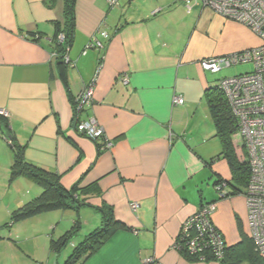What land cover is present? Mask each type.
Wrapping results in <instances>:
<instances>
[{
	"label": "crops",
	"instance_id": "1",
	"mask_svg": "<svg viewBox=\"0 0 264 264\" xmlns=\"http://www.w3.org/2000/svg\"><path fill=\"white\" fill-rule=\"evenodd\" d=\"M62 17V0H0V109L9 112L25 160L60 174L66 188L89 187L91 205L2 227L41 188L24 177L10 181L13 154L0 134V259L20 239H40L31 262L62 264L72 245L101 225L95 206L105 204L122 226L79 264H217L189 261L174 247L182 224L206 203L215 204L212 221L229 247L250 239L246 186L232 177L216 135L205 99L213 79L200 60L256 47L259 39L200 2L187 13L184 0H76L71 63L56 64L51 40ZM100 29L109 33L103 50L86 48ZM92 80L93 102L74 113L75 98ZM174 95L184 102L173 104ZM89 118L111 148L100 150L101 140L76 132L75 123ZM231 143L230 153L246 161L238 130ZM220 180L225 196L215 188ZM76 218L78 234L55 254L50 240Z\"/></svg>",
	"mask_w": 264,
	"mask_h": 264
},
{
	"label": "built area",
	"instance_id": "2",
	"mask_svg": "<svg viewBox=\"0 0 264 264\" xmlns=\"http://www.w3.org/2000/svg\"><path fill=\"white\" fill-rule=\"evenodd\" d=\"M118 0H106L110 6ZM196 2L211 9L217 15L246 26L259 38L258 46L228 55L203 58L200 66L212 74L239 62L251 61L255 68L251 72L225 77L218 81V88L224 93L231 114L238 123V133L243 140L246 161L249 167L248 182L244 197L246 204V225L248 235L253 242L254 252L264 261V0H184V7L189 13ZM63 34L58 38L63 40ZM109 39V33L98 30L86 48L103 50L104 43ZM54 55V53H52ZM64 63L71 61L66 54ZM127 82V77H124ZM94 80H92L75 98V106L79 110L88 107L93 102ZM183 97L174 95L172 103L182 104ZM0 115L9 118V112L0 109ZM74 129L78 134L91 140H101V148L109 149L113 142L108 139L104 129L94 118L77 121ZM227 182L215 185L220 196H225ZM132 210L138 208V203H130ZM214 203H206L190 215L181 226L185 247L192 252L204 249L218 258L224 254L225 242L222 233L212 221L215 210ZM204 250V251H206ZM152 259H147L146 264Z\"/></svg>",
	"mask_w": 264,
	"mask_h": 264
},
{
	"label": "trees",
	"instance_id": "3",
	"mask_svg": "<svg viewBox=\"0 0 264 264\" xmlns=\"http://www.w3.org/2000/svg\"><path fill=\"white\" fill-rule=\"evenodd\" d=\"M54 1L56 0H50L52 3ZM62 2L63 17L60 22L58 21L55 23V32L51 40L52 53H54L56 64L64 63L63 58L72 46L75 34L76 0H62ZM60 33L64 36L62 41L58 38ZM30 36L34 39L36 34L32 33ZM205 99L213 120L216 135H218L222 143L223 151L228 157L232 177L241 185L246 186L249 177L247 161L240 162L232 153H230L232 151H230L232 144L231 135L238 130V123L231 114L227 99L225 98L224 93L218 88V84L206 89ZM84 108L87 107L84 106L81 108L80 112ZM77 112H79V110L75 106L74 113L77 114ZM1 124L4 125L6 129H9L8 118H4L0 115V125ZM0 134H2L1 131ZM5 140L13 154V160L9 168L10 181H13L18 177H24L39 186L41 192L19 207L13 209L10 213L9 220L2 227L9 228L28 218L55 210L71 209L78 212L82 207L91 205L87 200V197H85L88 193L87 191L89 187L80 188L78 182L69 188L64 187L60 182V174L26 161L23 155L24 145L20 144L14 137L10 140L7 138ZM97 146L100 150H103L101 148V143ZM222 181L223 180H220L216 183L218 184ZM95 208L101 213V225L87 233L77 244L72 245L71 252L62 264H79L84 257L94 252L110 234L122 226L114 218L111 206L101 204L95 206ZM79 230L80 221L76 218L72 227L62 236L58 239L50 240L51 251L57 254L62 248L68 245L70 241H72L73 237L78 234ZM224 242L226 244L224 247V254L218 259L215 255L210 253V250L207 251L204 249L206 251L203 250L202 253L188 250L185 247V240L182 238L181 231L176 237L174 247L189 261H213L217 264H237V261L239 260L238 257L244 254V256L249 259L250 264H264V261L254 252L252 240L245 238L243 243L230 247L225 239Z\"/></svg>",
	"mask_w": 264,
	"mask_h": 264
},
{
	"label": "rangeland",
	"instance_id": "4",
	"mask_svg": "<svg viewBox=\"0 0 264 264\" xmlns=\"http://www.w3.org/2000/svg\"><path fill=\"white\" fill-rule=\"evenodd\" d=\"M254 68H255V65L251 61L239 62L237 64H234V65L230 66V67L221 69L216 74H212L211 72H208V76L213 79V84L217 85L218 81L220 79H222V78L231 77V76H235V75H238V74L251 72V71L254 70ZM236 139H238V138H236ZM62 225L63 224L59 225V228L61 230H62ZM80 225H81V223H80ZM55 234H57V231H56ZM39 241H40V239L30 240V241L20 239L18 242H16V244H14V248L16 249V251L11 252L10 250H8L7 251V258H4V259L2 258V260L0 259V264H34L33 262H31V259H33L35 253H37L35 251H37L36 250V245L39 243ZM65 248L69 249V244L66 245L64 247V249ZM9 255H11L10 256L11 258L8 257ZM66 255L68 256V253ZM67 256L65 258H67ZM38 257H40V256H38ZM238 259L239 260L237 261V264H250L249 263V259L247 257H245L244 254L240 255L238 257Z\"/></svg>",
	"mask_w": 264,
	"mask_h": 264
},
{
	"label": "water",
	"instance_id": "5",
	"mask_svg": "<svg viewBox=\"0 0 264 264\" xmlns=\"http://www.w3.org/2000/svg\"><path fill=\"white\" fill-rule=\"evenodd\" d=\"M79 111H80V109H79ZM0 131L2 132V134L4 135V137L5 138H7V139H11L12 138V135L10 134V127H9V129H6L5 127H4V125H0Z\"/></svg>",
	"mask_w": 264,
	"mask_h": 264
}]
</instances>
